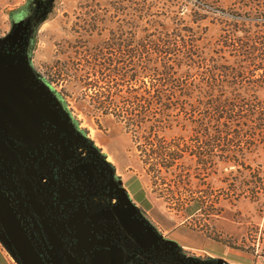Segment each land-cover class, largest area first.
I'll return each instance as SVG.
<instances>
[{
    "label": "rangeland",
    "instance_id": "374dc122",
    "mask_svg": "<svg viewBox=\"0 0 264 264\" xmlns=\"http://www.w3.org/2000/svg\"><path fill=\"white\" fill-rule=\"evenodd\" d=\"M0 118L48 264H264V0H0Z\"/></svg>",
    "mask_w": 264,
    "mask_h": 264
},
{
    "label": "water",
    "instance_id": "95a60500",
    "mask_svg": "<svg viewBox=\"0 0 264 264\" xmlns=\"http://www.w3.org/2000/svg\"><path fill=\"white\" fill-rule=\"evenodd\" d=\"M0 125L9 130L5 121L0 118ZM0 227L13 248L15 258L20 264H47L37 250L32 239L25 230L20 218L15 212L10 199L0 184ZM0 238L1 232H0ZM65 264H81L68 249L63 250Z\"/></svg>",
    "mask_w": 264,
    "mask_h": 264
},
{
    "label": "crops",
    "instance_id": "0c3cea01",
    "mask_svg": "<svg viewBox=\"0 0 264 264\" xmlns=\"http://www.w3.org/2000/svg\"><path fill=\"white\" fill-rule=\"evenodd\" d=\"M11 105V100H7V106ZM145 197V196H144ZM134 229L140 228L138 225V221L134 223ZM154 236H149L147 238V245H153L154 243ZM100 251V252H97ZM123 258H121L120 254L117 251L112 249H95L92 252V255L89 258L82 262L83 264H122ZM0 264H11L10 258L7 255L6 251L0 246Z\"/></svg>",
    "mask_w": 264,
    "mask_h": 264
},
{
    "label": "flooded vegetation",
    "instance_id": "af4514ba",
    "mask_svg": "<svg viewBox=\"0 0 264 264\" xmlns=\"http://www.w3.org/2000/svg\"><path fill=\"white\" fill-rule=\"evenodd\" d=\"M2 186V185H1ZM3 188V187H2ZM5 191V190H4ZM7 194V193H6ZM9 197V196H8ZM10 199V198H9ZM10 202H11V199H10ZM11 204H12V202H11ZM12 206H13V204H12ZM13 208H14V210H15V212L17 213V211H16V209H15V207L13 206ZM17 215H18V217H19V214L17 213ZM20 218V217H19ZM20 220H21V218H20ZM21 222H22V224H23V226H24V228H25V230L27 231V229H26V227H25V225H24V223H23V221L21 220ZM27 233H28V231H27ZM28 235H29V233H28ZM30 236V235H29ZM30 238H31V236H30ZM32 239V238H31ZM32 241H33V239H32ZM33 243H34V241H33ZM35 244V243H34ZM36 246V245H35ZM36 248H37V246H36ZM37 250H38V248H37ZM39 251V250H38ZM42 255V254H41ZM78 260H79V262L81 263V264H83L82 263V261H81V259L79 258V257H77L76 255H74ZM44 258V257H43ZM44 260H45V258H44ZM46 261V260H45ZM47 263V262H46ZM48 264V263H47ZM154 264H218L215 260H214V257L213 256H210V259L209 258H205V259H203V258H197V259H194V258H188V257H172V256H158V257H155L154 258Z\"/></svg>",
    "mask_w": 264,
    "mask_h": 264
},
{
    "label": "trees",
    "instance_id": "16d2710c",
    "mask_svg": "<svg viewBox=\"0 0 264 264\" xmlns=\"http://www.w3.org/2000/svg\"><path fill=\"white\" fill-rule=\"evenodd\" d=\"M212 78L213 76H208L207 78ZM171 79V82H170V84H172V86H173V90L174 89H177L176 87H177V84H175L176 82H179V79H177V78H172L171 76H163L162 77V81L163 82H166V81H168V80H170ZM145 90H147L146 92L148 93V97H145V100H164V97L166 98L165 100H171V98H168V96H167V94H165L166 92H164L162 89H157L156 90V93L155 94H152V95H150L151 93H150V91L148 90V88H145ZM170 94V92L168 93V95ZM216 109H219L220 110V107L219 106H217V107H215V108H213V110L210 112V113H214V111L216 110ZM219 110H217V111H219Z\"/></svg>",
    "mask_w": 264,
    "mask_h": 264
},
{
    "label": "built area",
    "instance_id": "2783aa9c",
    "mask_svg": "<svg viewBox=\"0 0 264 264\" xmlns=\"http://www.w3.org/2000/svg\"><path fill=\"white\" fill-rule=\"evenodd\" d=\"M0 232L2 236V238H0V246L6 251L7 255L10 258L11 264H20L19 261L15 258L13 248L11 247V244L8 238L5 236V234L1 230V227H0ZM217 261H218L217 262L218 264H229V262L226 260L220 259ZM251 264H255V263H251Z\"/></svg>",
    "mask_w": 264,
    "mask_h": 264
}]
</instances>
